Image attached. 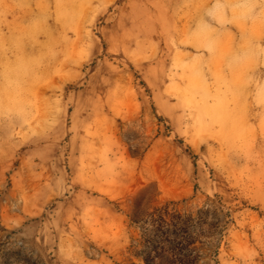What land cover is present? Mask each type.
I'll list each match as a JSON object with an SVG mask.
<instances>
[{"label": "rangeland", "instance_id": "obj_1", "mask_svg": "<svg viewBox=\"0 0 264 264\" xmlns=\"http://www.w3.org/2000/svg\"><path fill=\"white\" fill-rule=\"evenodd\" d=\"M0 264H264V0H0Z\"/></svg>", "mask_w": 264, "mask_h": 264}]
</instances>
